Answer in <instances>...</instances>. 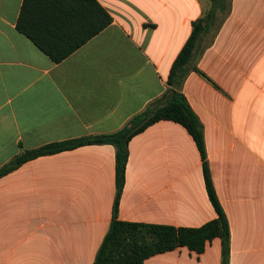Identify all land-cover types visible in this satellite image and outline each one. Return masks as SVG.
Returning a JSON list of instances; mask_svg holds the SVG:
<instances>
[{
	"label": "crops",
	"instance_id": "0c3cea01",
	"mask_svg": "<svg viewBox=\"0 0 264 264\" xmlns=\"http://www.w3.org/2000/svg\"><path fill=\"white\" fill-rule=\"evenodd\" d=\"M112 24L60 63L17 28L23 0H0V168L23 150L110 134L168 90L172 65L211 0H97ZM182 93L198 116L229 264H264V0H226ZM116 150L81 147L0 178V264H93L113 221ZM188 131L159 121L129 143L117 219L200 228L217 218ZM222 240L145 264H222Z\"/></svg>",
	"mask_w": 264,
	"mask_h": 264
},
{
	"label": "trees",
	"instance_id": "16d2710c",
	"mask_svg": "<svg viewBox=\"0 0 264 264\" xmlns=\"http://www.w3.org/2000/svg\"><path fill=\"white\" fill-rule=\"evenodd\" d=\"M212 8L193 24V32L174 61L167 92L146 110L134 116L124 128L110 133L52 142L36 149L23 150L18 165L40 157L72 151L93 145H111L116 150V198L113 221L93 264H145L151 256L187 247L201 254L208 242L222 240V264H229L230 227L216 195L207 162L204 132L198 116L182 93L192 72L202 74L193 62L203 37L218 21V13L226 8V0H211ZM112 17L97 0H23L17 30L28 37L54 63H60L112 24ZM203 75V74H202ZM159 121L182 125L195 141L203 161V172L209 199L217 218L200 228H175L119 221L117 212L126 181L129 143ZM17 166L0 168V178Z\"/></svg>",
	"mask_w": 264,
	"mask_h": 264
},
{
	"label": "water",
	"instance_id": "95a60500",
	"mask_svg": "<svg viewBox=\"0 0 264 264\" xmlns=\"http://www.w3.org/2000/svg\"><path fill=\"white\" fill-rule=\"evenodd\" d=\"M18 165V161L17 160H14L12 163H11V166H17Z\"/></svg>",
	"mask_w": 264,
	"mask_h": 264
}]
</instances>
